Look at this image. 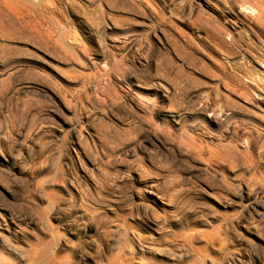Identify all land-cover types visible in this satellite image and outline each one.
Listing matches in <instances>:
<instances>
[{"label":"bare ground","instance_id":"bare-ground-1","mask_svg":"<svg viewBox=\"0 0 264 264\" xmlns=\"http://www.w3.org/2000/svg\"><path fill=\"white\" fill-rule=\"evenodd\" d=\"M76 2H79V0H0V13H2L1 15L4 14L5 18L9 16L11 17L9 19L14 21L19 20L27 25L30 34L35 40V43H33V45L31 44L30 51L32 54L29 57L36 59L39 57L38 55H42L39 51L43 47V43H48L46 40L49 41L50 39L48 38L53 35V27L56 26V29L67 28L65 27V25H68V22H66L64 18L66 16L65 14H68L69 10H73L74 4L79 5ZM85 2H87L86 4H88L90 8L89 11L93 16L85 20L72 21L71 23L74 30L79 27L77 30H80L82 34L95 40L101 52L100 56L104 60L103 62L100 61L101 63H105V65L106 62L110 61L111 63V61L118 56L121 57V59L127 60V72L124 68V75L120 74V76L113 73L114 71L112 72V70L105 66H102V68L105 67V69L99 70L97 68L98 66L94 64L95 61L91 62V64L93 63L96 69L101 72H97L99 73V77L106 75L105 81L102 80V83L98 84V86H91L96 95L95 97H99L100 94L97 92L101 88L108 91V89H114L118 86L122 90L119 100L122 105L128 107L129 114L133 120L131 123H133L141 133L137 140L123 150V154L126 157L136 156L138 152L145 150L148 145H154L159 150L163 148L165 151H168V153L170 152L171 156L177 158L178 161H182V163L185 162L186 165L196 168L200 176L197 181H192L194 179L191 175L186 176L184 179L182 178L183 181L185 180L189 182V184L191 183V186L185 183L189 185V188L187 187V190H189L188 193L197 192L198 194H204L212 200L215 205L217 204L223 208L231 206L240 207L239 216L231 219V222H225V229L231 227L234 232V238L236 237L237 241H240L241 246L239 248H241V251H237V253L229 256L226 255V257L221 259L213 258L210 251L212 252L214 242L218 239V244H223L227 241V234L226 232L225 234H220L222 231L214 234L215 230L219 232V227L217 228L214 226L212 230L208 231L203 226V222H205L203 219V222L197 225L189 221V216L197 212V207H194L195 205L193 204V196L187 194L184 190V192L178 196L175 193L176 190L181 191L182 189L180 190V186L175 190L173 188L175 185H179L178 182L174 183L175 181L173 180V189L171 187L168 188V186H166L167 184L165 185L166 176L163 178L151 177L148 173H133L131 169H126L123 172L119 171L121 175H119L114 182H109L110 185H108L107 189L112 190L110 194L123 192L121 203H123V207H125L124 214L134 223L139 224L141 228L139 229L141 231L133 227H125L119 223H111L110 225V221L107 220L108 217L104 214H95L87 218L84 216L79 217L82 224H78L74 228V234L78 240V244L74 247L72 252L74 254H71L72 256H70V258L69 256H67V258L65 257L66 259L64 260L53 253L50 264H61L63 262L66 264L73 262L82 264L88 261L98 264L99 260L95 253L100 252L99 250H101L100 247L102 246H100V238L97 237L98 235H95L96 233L106 238H108L107 236L110 234L118 235L124 240L123 245L120 246L121 243H118L120 247L117 248L120 250L117 255H115L118 257V263L115 262L116 257L114 264H264V142L261 140L264 137V134H262L264 130V0H180V10L169 7L170 3L166 0H85ZM118 4H129L134 7L136 15L140 18L138 22L143 26H149V36H145V39L139 40L137 37L131 36L128 33V29H126L123 26L124 23L121 22L124 18L118 21L120 14H117L118 17H116V15L114 16L113 11ZM210 11H216L222 16L221 19H214L219 25L216 26L215 30L213 29L214 32L212 34L207 33L203 35L201 31H197L196 28L192 26L185 34L188 35L190 40L196 38L205 39L211 44L219 56H224L222 59L219 58L220 60L217 58L218 60L215 61V58L214 61H212L214 70L212 72L210 71L206 77H208V80L210 79L213 84L212 89L215 90V96L217 93L216 91L222 90L223 92L221 91L220 95L221 93H224V96L226 94V96L229 97V103L227 102L228 105L225 106V108H220L215 106L213 102H209V99L204 100L199 98L201 94L199 96L195 94L194 96L196 97L190 99L191 103L188 104L187 102L188 105H186L185 108L174 110V108H172L174 106H170L169 103L171 97L174 98L178 95L175 89V84H177L176 81L178 79L176 80L173 76V79L169 78L168 75L170 74V70L168 67L174 63L172 57L175 55H171L170 52H172L171 47H174L175 41L172 42L171 35L168 33L166 26L168 22H172V20L176 19L178 22L189 27V23H191L190 21L192 20L191 18L194 15L199 16ZM128 26L130 27V24ZM56 29L54 28V30ZM125 29L127 33L124 32ZM66 30H68V28ZM115 31H119V33L116 35L113 33L114 36H111V33ZM72 33H67L69 34L67 36L70 38L65 35L62 36V39L59 38V41L62 40L61 44L64 48L67 47L71 50L76 45L77 47L84 46L83 37L76 33L72 35ZM185 34H183L184 37H186ZM56 39L57 38H55V40ZM173 40H175V37ZM52 42L54 43L53 40ZM49 44H51L50 41ZM229 47L232 48V52L228 51ZM158 54L163 56V59L159 57L162 61H157L158 57L156 56ZM96 62H98V60ZM32 64L33 63H15L11 66L8 65L9 67L0 69V76L6 73L10 75L19 70L32 72L34 71L31 66ZM183 65L185 67L186 64ZM183 65L180 66L181 69L184 68ZM166 68L168 71H166ZM12 69L15 70L13 71ZM175 69L179 70L180 68L175 67ZM185 69L187 70V68ZM118 70H120L119 67ZM35 71L38 73L37 69H35ZM195 75H190V80H188L190 84L200 81L199 76L197 77ZM41 79L42 78H40V80ZM41 81L40 85L32 86V88L52 104L55 112L57 111L59 115L65 116L62 114L73 110V107L69 104L71 95H68L67 92L63 90L59 78L52 79L43 76V80ZM80 84V90L85 93L87 91V84L83 81ZM1 85H4V83L0 84V86ZM145 87H147L148 91L151 93V98L146 101L147 108H149L147 112H144L145 110L140 108V102L138 101L140 99L138 95L140 93L138 91L139 89H146ZM0 91H2V86ZM194 91L197 92L196 88L191 92L195 93ZM6 93L7 91L5 94ZM192 93L188 92V94ZM108 110L111 109L108 108ZM237 116H239L240 119H236ZM95 118L84 115L77 120V125L71 124L72 127L70 126L69 136H71V142L67 150L68 154L71 156L69 164L71 162L70 166H72V168H67L65 176L62 177L63 182L60 181L62 184H60L62 189L61 193L65 195L64 198L61 197L64 206L60 207V205L57 210L54 209L56 214L64 213V215L69 216L73 211L77 214L78 212H76L75 208L83 202V195L85 192L81 189L80 186L82 183L80 182L83 180L85 189L86 185L89 187L97 183V180L95 182L94 178V173L96 171L95 163L92 161L93 158L91 157L92 159L89 160L90 158L87 155L88 151L94 158H99L100 155H102L100 151L101 148L94 136L95 134L91 130L92 122ZM58 127L63 126L60 123ZM212 127L220 130L222 136H230L233 138V145H229V148L226 149V153L227 155L229 154L228 159L230 162L240 159L239 162L241 166L248 171L247 173H250L245 180L241 181L236 179L235 174L232 175L235 172L228 170L230 174H227L226 170L221 167L224 166V164L220 162L221 158L218 151L215 150L210 142L200 133ZM172 128L179 130L180 136H176H178L177 138L182 136L183 140L182 137L180 138L182 141L175 137V129L172 131ZM43 129L44 128L40 129V132L43 131ZM39 134L36 136L39 137ZM6 136L4 135V137ZM4 137L0 138V155L4 153ZM31 141L33 140L25 136V139L21 141L22 148L25 149H22V154L19 152V157L13 158L11 167H9V169L6 168L8 170H3L0 167V186L4 187L8 192L10 189L13 190V187L17 189V187L20 188L24 185L28 186L32 183L33 171L31 168L33 167L29 168L30 163L28 160H32L35 150ZM21 143L19 145H21ZM46 148L45 146V148L42 149ZM49 148L51 149V147ZM50 149H46V151ZM10 152H12V150ZM43 154L44 153H42V155ZM68 154L66 153V157ZM236 154L239 155L235 158ZM69 155L68 157H70ZM53 157L52 155V158ZM39 158L40 157H38V159ZM46 158L49 159V157ZM61 167H63V165ZM230 178H235L236 181L231 183L229 181ZM171 179H169V181ZM208 179H212V181L215 180V182L222 183L223 185H225V183L233 184L234 187L236 186L235 192L233 193L234 195L226 200V197L217 193L213 189L214 187H211V184L209 185L206 182ZM177 180L178 179H176V181ZM178 181L180 182V180ZM90 192L91 191H89V194ZM112 200H114V198ZM0 203H3L5 206L0 210V226L2 225L5 228L3 230L0 229V264H13V260L16 257L25 259L23 256L26 252V246L19 241L20 235L17 236V232L23 235L20 236V238L25 237L24 233L28 230L29 225L34 222L36 223V219H39L37 218L39 216L31 210V205L29 208L28 205L25 204L27 202H23L27 210H25L24 207L23 210L20 211L15 209L12 203H7L3 195L0 194ZM21 207L23 206L21 205ZM211 209L213 208L211 207ZM102 211L105 210L102 209ZM78 215L81 214L78 213ZM208 223L209 222H207V224ZM36 225L38 226V224ZM48 226L51 227L50 224ZM10 227H13L12 230H9ZM39 227L41 228V226ZM163 229H169L170 233L169 231L168 233L169 236L171 235L172 239H170V241L168 239V241H166L165 239V243L157 244V242H154L155 240L152 239H154V234L163 236L160 235ZM164 237L167 238V236ZM120 239L118 238V240ZM160 239L164 238L160 237ZM4 249L8 255L2 251ZM91 250L95 252L91 253ZM28 260H31V258Z\"/></svg>","mask_w":264,"mask_h":264},{"label":"rangeland","instance_id":"rangeland-1","mask_svg":"<svg viewBox=\"0 0 264 264\" xmlns=\"http://www.w3.org/2000/svg\"><path fill=\"white\" fill-rule=\"evenodd\" d=\"M166 1L170 3L169 7H173V8H176L177 10H180L181 8L180 0H166ZM76 3H78L79 5L74 4L73 10L72 11L69 10L68 14H65L66 16L64 17L66 22H68L67 23L68 25H65V27L68 28L69 32L68 30H66L67 28L59 29L57 27L59 29L58 30L56 29V26L53 27L52 31H54V33L52 32L53 35L50 38H48L50 39L49 41L51 44H49V41L46 40V42L48 43H43V47L41 49L39 48L40 49L39 53L42 54V55H38L39 59L38 58L33 59L32 57H29L32 54L30 51L31 44L33 45V43H35V40L33 39V36L30 34L27 25L20 22L19 20H15L16 21L15 22L14 20L9 19L11 18L9 16L5 18V15L3 14L4 15L3 16L1 15L2 13H0V20H1L0 21V40H1L0 41V69H3V67L4 68L9 67L15 63H33L34 64V65L33 64L31 65L34 69V71L32 72L27 71V70H19V71H15L11 73L10 74L11 76L9 75V73H6L0 76V79H1L0 84L4 83V85H1L2 91H0L1 92L0 93V101H1L0 105L2 104L0 107V133H1L0 138L4 137V135L5 136L7 135L6 137L3 138L4 139L3 140L4 141L3 142V152L4 153L0 155V167L3 170H5L6 168L9 169V167H11V163L13 162V158L19 157L18 155L19 152H21L22 154V149L24 148H22L21 141L25 139V136L26 138L28 137V139L33 140L31 141V144L33 145L34 150H35V154L32 160L31 159L30 161L28 160V162L30 163L29 168L33 167L31 168L33 171L32 173L33 177L31 180L32 183L28 186L24 185L20 188L17 187V189L13 187L14 189L13 190L10 189L9 192L4 187L0 186V194L3 195L7 203H12L13 207H15V209H18L20 211L23 210L24 207H25V210H27L26 205H28V207L31 205L30 206L31 210L34 211V213L38 214L39 216L37 217L39 219H36L38 223L34 222L33 224L29 225L28 230L26 231V233H24L25 237L20 238V236H23V235H21L20 232H17L16 235L17 236L20 235L19 241L22 242V244L24 243V246H26V252L23 256L25 259H19L16 257L13 260V264L14 263L15 264H29V263L31 264H50V259L53 253L55 255L57 254V256H60V258L64 260L67 258V256H69L70 258V256L74 254L72 253L74 250V247H76L78 244V240L74 234V228L76 225L82 224V222L80 221L81 219L79 218L82 216L87 218L89 216H94L95 214L96 215L104 214L106 217H108L107 220L110 221L109 223L110 225L111 223L112 224L119 223V224L124 225L125 227L127 226L133 227L141 231L139 224L134 223L128 216H125L124 214L125 207H123L124 205L123 203H121V200H122L121 196L123 192L122 193L118 192L116 194H110L112 193V190L107 189L108 185L114 182V180H116V178L119 175H121L119 173L123 172L126 169H131L133 173H138V172L143 173V174L148 173V175L151 177L163 178L166 176L167 178L165 177V181L167 183L165 182V185L167 184L166 186H168V188L170 187L172 188L174 186V183L178 182L179 185H175L173 187L174 190L176 188L178 189L179 186H180V190L182 189L181 191L179 190H176V192L173 191L178 196L181 195V193L184 191L187 194H190L191 196H193L192 198L193 204L195 205L193 206L197 207L196 208L197 212L194 215L189 216V221L197 225V224H200V222L202 223L203 222L202 219H203L206 222V224L205 222H203V226L208 231L212 230V228L214 227H217V228L219 227L218 228L219 232L213 229L215 230L214 234L220 233V231L223 232V233L221 232L220 234H225V232L227 234V238H226L227 241H225L223 244L219 245L218 239L216 240V242H214L215 248L213 247L214 250L212 249V252L210 251V254L211 256H213V258L215 257V259L217 258L221 259L223 257H226V255L229 256L231 254L237 253V251L240 252L241 248L239 247L241 246V244L239 240L237 241L236 237L234 238L233 230L231 229V227L229 228L227 227L225 229V222H231L230 221L231 219H234L239 216L240 207L231 206V207L223 208V207L218 206L217 204L215 205V203L212 200H210L208 197H206L204 194H198L197 192L188 193L189 190L187 189L189 188V185L191 183L189 184V182H186L185 180L184 182L183 179L186 176L191 175L193 176V179H194L192 181H197V179H199L200 176L198 175L197 173L198 171L196 168H194L193 166L190 167V165H186L185 162L182 163V161H178L177 158L171 156L170 152L168 153V151H165V149L163 148L159 150L154 145H148V147L145 150L138 152L136 156L126 157L123 154V150L126 149V147L128 148L135 140H137L141 133L139 129L135 127L133 123H131V121L133 122V120H132L131 115L129 114L128 107L127 106L125 107V105H122L119 100L120 93L122 92V90L118 86L114 88L115 90L111 88V89H108V91L103 88L101 89L98 88L99 90L97 89L98 90L97 93L100 95L99 97L98 96L95 97L96 95L93 92L92 87L94 85L98 86V84L102 83V80L105 81L106 79V75L99 77V73L97 72H100L99 71L100 69L102 70L103 68L105 69L106 67L112 70V72L114 71L113 73L119 76L120 74L122 75L124 73L125 69L127 72V66H126L127 60L121 59V57L118 56L114 60H112L111 63L110 61L106 62V65L105 63L100 62V61L103 62L104 60L100 56L101 52L95 40L93 38H90L89 36L82 34L80 30H77L79 27L76 28L77 31L74 30V28L72 27V23H71L72 21L85 20L93 16V14L90 13L89 11L90 8L88 4H86L87 2H85V0H82V1L79 0V2H76ZM117 6L120 8H118ZM113 13H114V16L116 15V17H118L117 14H120L118 17V21H121L124 18L123 21L121 22L124 23L123 26L126 29H128V33L131 36H135L139 40H143L147 36H149V30H148L149 26H143L138 22L140 18L136 15V10L131 5L129 4L119 5L118 4L116 5ZM219 18L220 19L222 18V16L219 13H217L216 11H210L206 14L203 13L199 16L194 15L191 18L192 20L190 21L191 23H189L190 25L189 27H187L183 23L178 22L176 19L172 20V22H168V25L166 26L168 33L171 35L170 37H171L172 42L177 41L176 43L174 42V47L172 46L173 45L172 43H171L172 45L170 44L172 46L171 47L172 52L170 53L171 55H175L172 58L174 59V63L177 62L178 64L173 63L172 65L170 64L171 66L168 67V69L170 70L169 71L170 74L168 73L169 78L171 79L175 78L176 80L178 79L176 81L178 85L175 84V87H176L175 89L177 91L176 94L178 95L177 97L175 96L174 98L171 97V101L169 103L170 106H174L172 107L174 108V110H180V109L185 108L186 105L191 103L190 99H194V97H196L194 96L195 94L198 96L201 94L200 95L201 97L199 96V98H202L204 100L209 99L208 100L209 102H213L215 106L220 107V108H225V106H227L229 103L228 101L229 97H227L226 94L225 96H224V93L223 94L221 93L220 95V92L222 90L216 91L217 93L215 96V90L212 89L213 84L210 81V79L208 80V77H206L208 76V73H210V71L212 72L214 70L212 61H214L215 58H216L215 61H217L219 58L222 59L224 56L223 55L219 56V54L215 52L211 44L207 42L205 39L196 38L194 40L193 39L190 40L188 35L185 34L186 31H188L191 26L196 28L197 31L199 32L201 31L203 35L207 33L212 34L214 30L216 29V26L219 25V23L214 19H219ZM11 21H14V22H11ZM129 24H130V27L128 26ZM54 28L56 30H54ZM126 29L124 31L125 33H127ZM67 33H70V34L72 33V35L76 33L79 36L83 37L84 46L77 47L76 45L73 49H71L72 51L67 47L64 48V46L61 44L62 40L59 41V38L62 39L63 35L65 36L69 35ZM113 33L114 35H116L117 33H119V31L112 32L111 36H114ZM183 34H185L186 37H184ZM67 37L70 38L69 36ZM174 37H175V40H173ZM55 38L57 39L55 40ZM188 38L190 41L188 40ZM52 40L54 41V43L52 42ZM59 44L61 47L59 46ZM231 50L232 48L229 47L228 51L232 52L233 50L232 51ZM159 55L160 54L156 56L158 57L157 61L158 60L162 61L163 56L162 55L159 56ZM159 57H161L162 59ZM97 60L98 62H96ZM21 61H24V62H21ZM93 61H95L94 64L98 66L97 68L99 70L96 69L93 63L91 64V62ZM183 64H186L188 66L185 65L184 67ZM174 65H177V66H174ZM182 65L184 67L182 68L183 70L180 67ZM102 66H105V67L102 68ZM118 67L120 70H118ZM175 67L180 68V69L179 70L175 69ZM185 68H187V70ZM35 69L38 70L37 72L39 74L36 73ZM12 70L14 71L15 69H12ZM166 71H168L167 68H166ZM190 73L192 75L196 74L195 76L197 77L199 76L200 81L190 84V82L188 81L190 80V75H191ZM95 74H98V75H95ZM43 76L44 77L46 76L52 79L59 78L61 80V86L63 90L66 91L68 95H71L69 104L70 106L73 107V110L71 112H66L62 114L65 116L59 115L57 111L55 112L52 104L44 96H42L41 94H39L36 90L32 88V86H38L41 84L42 82L41 80H43ZM40 78L42 79L40 80ZM82 81L87 84V87H86L87 91L85 93L81 91L79 88V86L81 85L80 83ZM1 86H0V89H1ZM145 88L146 89L144 90L139 89L138 92L140 94L138 95L140 99L138 101L140 102L139 103L140 108H143L142 110H145L144 112H147L149 111V108H147L146 101L149 100V98H151V93L150 91H148L147 87ZM195 88L197 92L194 91L195 93H192L191 91L195 90ZM3 89L4 90L6 89V90L4 91ZM101 90L103 91V93ZM6 91L7 93L5 94ZM188 92L192 94H188ZM2 93L4 94V98H3ZM108 108H110L111 110H108ZM84 115H89L91 118H95L96 116L95 120L92 122L91 130L95 134L94 136L96 138V141L98 142L99 147L102 149V150L100 149V151L102 152V155H100L99 158H94V156L91 155L89 151L87 155L90 158L88 159L91 160L93 158L92 161H94L95 163L96 171L94 173V176H95L94 178H95V182L97 180V183L89 187L88 185H86V189H85L83 180L82 182H80L82 183L80 187L83 190V192L85 191L84 192L85 196L83 195V202H81V205H77L75 209H76V212L80 213L81 215H78V213L75 214V211H73L72 214H70L69 216L64 215V213L56 214L54 209L57 210V208L60 205H61L60 207L64 206V202L63 200L61 201L62 199L61 197L64 198L65 195L61 193L62 189L60 186L61 184L60 181L63 182L62 177L65 176V171H67V168L68 167L72 168V166H70L71 162L69 164V160L71 161V156L68 154V150H67L71 142L70 141L71 136H69L70 134L69 129H71L72 125H77V120L83 117ZM236 119H240V117L237 116ZM59 122L62 124L63 127H58V124H60ZM42 128L44 129L43 131L40 132V129ZM174 129L175 128H172L171 130L173 131ZM177 129L174 130L176 138L178 137L176 135L180 134L179 130ZM37 133L38 134L41 133L39 134V137L36 136L38 135ZM200 133L204 136V138H206L207 141L210 142L211 146L215 150L218 151L219 156L221 158L220 162L224 164V166H221V167H223L226 170L227 174H230L228 170H231L235 172L232 175L235 174L236 179H239L242 181L248 178L247 176L250 173H247L248 171L244 167L241 166L239 162L240 159H237L234 162H230V160L228 159L229 154L227 155L226 149L229 148L230 144L233 145L232 137L222 136L220 134V130L214 127L208 128L205 131H202ZM262 134H264V130ZM181 137L177 139H180ZM182 140H183V137H182ZM261 140L264 142V137ZM19 142L21 143V145H19L20 144ZM45 146L47 147L46 149H50L49 147H51V149L47 151L46 149H42V148H45ZM9 150L10 151L12 150V152H10ZM48 152H49V155H48ZM42 153H44L46 157H49V159L46 158L44 154L42 155ZM66 153L70 157H68V155L66 157ZM52 155L54 156L53 157L54 160L52 158ZM238 155L239 154H236L235 158L238 157ZM38 157L40 158L38 159ZM174 159H175V162H174ZM62 165L63 167H61ZM140 166L141 167L143 166L144 168L143 167L141 168ZM169 179H171L170 180L171 182L169 181ZM176 179L180 180L181 183L178 180L176 181ZM236 179L230 178L229 181L232 183L236 181ZM213 181L212 179H208V181L206 182L209 185L211 184L210 186L214 187L213 189L217 193H220L222 196L226 197L227 198L226 200H228L229 197H232L234 195L233 193L235 192L236 186L234 187V185L230 183H225V185H223L222 183L215 182V180ZM185 183H188L189 185ZM87 188L89 189V191H91L90 194ZM113 198L116 201L112 200ZM23 202H27L25 203L26 205L24 204L25 206L23 205ZM21 205L23 207H21ZM4 207H5L4 204L0 203V210ZM211 207L213 209H211ZM102 209H104L105 211H102ZM207 222H209L210 224L209 223L207 224ZM36 224H38V226ZM49 224L51 225L52 228L48 226ZM39 226H41V228ZM12 228L10 227L9 230H12ZM0 229L3 230L5 228L1 225ZM168 231L169 229L167 230L163 229L160 234L163 236H157L158 234L156 235L154 234V237H153L154 239L152 240H155L154 242H157V244L165 243V239L166 241L168 240L170 241L172 237L171 235L169 236L170 231L169 233ZM95 235L96 236L98 235L97 237L100 238L99 242L101 243L100 246H102L100 247L101 248V250H99L100 252L95 253V255L97 256L99 260L98 264H114L115 262H117L118 257L115 255H117L118 251L120 250V249L118 250L117 247H120L121 245H123L124 240L122 239V237L118 235H113V234L108 235L107 236L108 238L101 237V235L99 236V234L97 233ZM164 236H167V238H165ZM160 237L164 239H160ZM118 238L119 239L121 238L122 241L121 239L118 240ZM116 243L117 244L121 243V244L119 246V244L117 245ZM116 248H117V251L115 253ZM2 251L6 253L5 249ZM93 252L95 251L91 250V253ZM6 254L8 255V253ZM26 254L28 257L26 256ZM30 258L33 261L28 260ZM115 258H116V261L114 262ZM88 263L95 264L89 261L84 262L82 264H88ZM67 264H78V263L73 262V263H67Z\"/></svg>","mask_w":264,"mask_h":264}]
</instances>
